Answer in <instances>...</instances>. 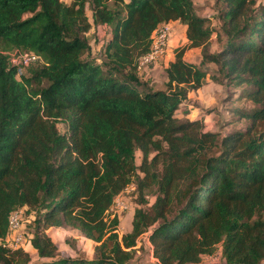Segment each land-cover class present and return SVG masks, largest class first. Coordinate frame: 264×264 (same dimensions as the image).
I'll list each match as a JSON object with an SVG mask.
<instances>
[{"label": "trees", "instance_id": "16d2710c", "mask_svg": "<svg viewBox=\"0 0 264 264\" xmlns=\"http://www.w3.org/2000/svg\"><path fill=\"white\" fill-rule=\"evenodd\" d=\"M217 2L222 33L193 0H0V241L25 208L39 264H132L144 238L161 264H200L218 252L224 264H264V1ZM87 4L108 29L101 63L86 58ZM167 22L186 25L187 45L156 91L135 63ZM214 36L223 45L211 53ZM188 50L241 89L232 102L251 104L232 109L242 128L221 135L205 131L203 117H176L212 80ZM15 51L39 60L18 76ZM132 183L137 207L121 234L119 219L105 216ZM66 227L93 252L59 257L41 229ZM29 263L23 248L0 246V264Z\"/></svg>", "mask_w": 264, "mask_h": 264}, {"label": "rangeland", "instance_id": "374dc122", "mask_svg": "<svg viewBox=\"0 0 264 264\" xmlns=\"http://www.w3.org/2000/svg\"><path fill=\"white\" fill-rule=\"evenodd\" d=\"M264 1V0H259ZM64 3H69L70 0H63ZM197 15L208 19V24L217 33L221 32V28L224 24L220 11L224 10V5L219 4L217 0H193ZM86 15L91 28L88 32L82 35V38L86 41L89 51L86 55L87 59L95 60L98 63L104 61V48L108 41V29L103 25H96L93 22V8L91 4H87ZM176 32L174 39L171 41V48L167 51L165 58L152 65L147 71L140 74L143 76L144 81L149 84L153 90H164L167 83V75L165 67L173 59L175 53L187 45L186 32L183 25L176 26ZM222 33V32H221ZM210 52H218L222 45L221 42L213 37ZM187 57L199 68L207 70L210 73L212 80H209L201 88L195 91H191L188 96V102H185L176 113V117L181 121L193 120L196 118H204L206 128L205 131L228 134L233 129H240L244 126V122H238V117L232 109L249 110L251 104L246 101L232 102V97H236V94L241 89H236L231 86L228 81H222L216 76V68L212 63H203L202 54L200 50H188ZM29 69L26 70L28 73ZM65 124L59 123V129L61 132L65 131ZM142 159L141 153L137 152V165H140ZM126 198L129 202L130 213L127 214L122 221V227L129 229L134 209L137 207V193L135 191H129L126 194ZM152 201V199H151ZM25 229L26 232L32 236L35 228H30L29 225L34 221V214L26 215V209L24 212ZM123 228V229H124ZM122 229V230H123ZM41 232L51 238L53 243L58 247L59 257H77L79 253L84 250L93 252V244L88 242L78 230L66 227L64 229L54 228H42ZM23 249L30 257L29 264H39L41 259L39 258L35 249L26 241ZM220 253L213 256H207L200 264H224L220 258ZM132 264H161L160 261L154 257L152 247L148 240H143L141 244L136 248V253Z\"/></svg>", "mask_w": 264, "mask_h": 264}, {"label": "built area", "instance_id": "2783aa9c", "mask_svg": "<svg viewBox=\"0 0 264 264\" xmlns=\"http://www.w3.org/2000/svg\"><path fill=\"white\" fill-rule=\"evenodd\" d=\"M174 30V22L162 23L158 26L151 36V46L149 52L140 56L135 63L138 74L144 73L152 65L165 58ZM10 57L11 64L17 67L18 76L22 75L26 67L37 63L39 60L38 56L35 54L22 51H15L10 55ZM129 191L136 192V186L134 183L130 184L114 199L112 206L106 213L105 221H110L114 218H118L120 221L130 212L129 202L125 195ZM24 212L25 208H21L15 210L11 214L7 235L0 241V246L12 250L24 247L28 237V232H26L24 226ZM118 230H120L119 227ZM144 240H147V238H144Z\"/></svg>", "mask_w": 264, "mask_h": 264}, {"label": "crops", "instance_id": "0c3cea01", "mask_svg": "<svg viewBox=\"0 0 264 264\" xmlns=\"http://www.w3.org/2000/svg\"><path fill=\"white\" fill-rule=\"evenodd\" d=\"M174 24H175V30H174V33L172 34V37H171V39H170V42H169V47H168V51H169V49L171 48V41L174 39V36H175V33H177L176 32V26H178V25H181V23H179V22H174ZM183 25V27H184V31L186 32V25H184V24H182ZM173 59H174V57H173ZM173 59H170V62L173 60ZM142 78H143V76H141ZM146 81V80H145ZM130 213V212H129ZM128 213V214H129ZM124 218L125 217H123L119 222H120V224H119V232L121 233V234H126L129 230L128 229H126V228H124V227H122V221L124 220ZM124 228V229H123ZM123 229V230H122Z\"/></svg>", "mask_w": 264, "mask_h": 264}]
</instances>
